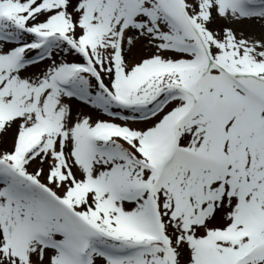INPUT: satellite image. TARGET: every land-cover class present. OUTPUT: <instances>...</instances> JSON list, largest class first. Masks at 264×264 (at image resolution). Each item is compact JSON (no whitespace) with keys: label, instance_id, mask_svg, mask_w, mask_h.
Segmentation results:
<instances>
[{"label":"snow or ice","instance_id":"6c2138e0","mask_svg":"<svg viewBox=\"0 0 264 264\" xmlns=\"http://www.w3.org/2000/svg\"><path fill=\"white\" fill-rule=\"evenodd\" d=\"M0 264H264V0H0Z\"/></svg>","mask_w":264,"mask_h":264},{"label":"bare ground","instance_id":"6f19581e","mask_svg":"<svg viewBox=\"0 0 264 264\" xmlns=\"http://www.w3.org/2000/svg\"><path fill=\"white\" fill-rule=\"evenodd\" d=\"M34 69H37V68H33V69H32L33 72H37V71H39V69H37V70H34Z\"/></svg>","mask_w":264,"mask_h":264},{"label":"rangeland","instance_id":"374dc122","mask_svg":"<svg viewBox=\"0 0 264 264\" xmlns=\"http://www.w3.org/2000/svg\"><path fill=\"white\" fill-rule=\"evenodd\" d=\"M38 69V68H37ZM37 69H34V70H37Z\"/></svg>","mask_w":264,"mask_h":264}]
</instances>
